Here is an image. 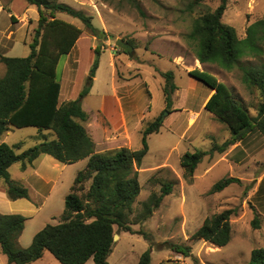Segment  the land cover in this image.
<instances>
[{"label":"rangeland","instance_id":"1","mask_svg":"<svg viewBox=\"0 0 264 264\" xmlns=\"http://www.w3.org/2000/svg\"><path fill=\"white\" fill-rule=\"evenodd\" d=\"M57 1L90 15L93 25L106 32V37L98 40L89 35L77 19L66 14L56 15L82 29L74 48L69 55L60 57L56 68L65 94L69 86V100L77 99L87 86L89 71L96 57L94 49L99 46L94 80L88 93L81 99L83 110L93 117L101 104H106L107 116H114V112H118L117 107L112 105L113 86L120 84L121 88L124 87L120 91L131 97L137 113L142 112L146 120L144 127L157 117L162 121L159 131L147 137L148 150L138 167L140 193L129 217L130 227L135 233L116 234L112 252L107 258L108 264H136L147 249H150L151 255L149 264H246L253 249L264 247V138L252 132L244 139L260 148L256 151L252 149L241 166H231L224 160L229 148L223 153L204 156L190 182L183 178L179 164L185 152L207 151L213 143L220 144L229 135L225 126L202 106L210 89L191 78L187 72L197 68L214 75L229 87L251 117L255 116L260 101L258 92L251 93L243 84L241 71L237 67L226 71L214 64L201 65L184 39L193 20L214 10L221 0H203L199 4H194L193 0H137L139 10L125 0ZM231 2L227 0L221 21L233 27L237 37L242 38L248 23L264 19V0L259 6L253 0ZM10 16H13L12 20ZM36 27L37 12L34 6H29L23 0H0V56L26 57ZM116 39H122L132 46L130 56L115 47ZM250 62L256 61L251 59ZM166 71L173 73V82L177 87L171 110H178L171 113L164 110V80L159 75V72ZM3 73L4 66L0 63V77ZM194 113H198L195 124L190 121ZM99 117L105 127L103 117ZM142 130L134 131L131 146L127 140L122 143L126 145L123 147L140 149ZM3 139L8 145L21 142V149L16 150V153H20L45 139H55V136L49 130L39 131L35 127H11ZM99 147L107 152L122 146ZM9 173L12 179L21 176L18 164H12ZM56 173L59 175L58 170ZM61 175L65 184L67 171H62ZM229 176L239 178L241 183L231 184L217 193H209L213 184ZM165 181L173 182L171 193L162 199L148 219L138 222L141 203L151 193L158 194L161 183ZM83 185L86 190L89 181ZM4 200L7 201L6 198ZM225 209L235 210L230 217L232 233L226 246L217 248L202 240L191 239L206 217ZM60 218L61 215L48 224H57ZM254 218L258 222L257 228L251 224ZM35 222L42 223V220L37 218ZM38 224L34 221L27 224L21 239L23 248L30 245L28 235ZM172 246L188 247L189 255L185 256ZM0 264H6V257L1 252ZM30 264L60 263L49 252H44L40 259ZM84 264L94 263L89 259Z\"/></svg>","mask_w":264,"mask_h":264},{"label":"trees","instance_id":"2","mask_svg":"<svg viewBox=\"0 0 264 264\" xmlns=\"http://www.w3.org/2000/svg\"><path fill=\"white\" fill-rule=\"evenodd\" d=\"M23 1L36 8L37 27L26 57L0 56L4 66L0 77V137L10 127H35L39 131H51L55 139H45L20 153L14 149L20 148L21 144H0V179L4 182L6 195L9 200L28 199L27 188L10 178L8 169L12 164L19 163L20 169L25 170L43 155L65 165L85 159L87 162L75 175L64 197L60 221L46 224L33 236L28 247L23 248L18 243L26 218L20 214H0V252L6 257V264H30L40 259L44 252H49L60 264H84L89 259L94 264H108L107 258L114 246L113 236L119 232L135 233L129 217L140 193L138 167L148 150L147 137L159 131L162 121L157 117L145 125L138 150L120 147L96 152L84 126L88 114L81 106V99L88 93L98 68L100 48L94 49L96 57L89 71V82L79 97L59 104L61 84L56 68L60 57L70 54L82 29L56 15L66 14L77 19L86 32L98 40H103L106 32L93 25L90 15L57 0ZM125 1L139 10L137 0ZM193 1L199 4L203 0ZM226 3L227 0H221L214 10L196 17L184 39L201 65L214 64L226 71L237 67L243 84L251 93L257 91L260 101L255 116L251 117L229 87L214 75L197 68L188 72L191 78L212 91L203 108L224 125L230 135L220 144L213 143L207 151L185 152L180 157L183 178L188 182L193 179L204 156L223 153L252 132L264 138V19L250 23L244 37L238 38L235 29L221 21ZM243 59L248 60L243 62ZM251 59L256 62H250ZM159 75L164 80V110L177 111L171 110L173 94L177 90L174 75L171 71L159 72ZM86 181L89 185L84 190ZM240 183L239 178L224 177L212 185L209 193ZM172 188L173 182H162L159 193H151L141 203L137 221L148 219ZM234 214V209H225L206 217L191 239L202 240L217 248L226 246L231 239L230 217ZM251 224L257 228V219L254 218ZM172 247L189 255L188 247ZM150 259V249H147L136 264H149ZM246 264H264V247L253 249Z\"/></svg>","mask_w":264,"mask_h":264},{"label":"crops","instance_id":"3","mask_svg":"<svg viewBox=\"0 0 264 264\" xmlns=\"http://www.w3.org/2000/svg\"><path fill=\"white\" fill-rule=\"evenodd\" d=\"M231 1V3L234 4L237 0ZM253 1L256 6L262 4V0ZM250 23H248V25ZM114 77L115 74L113 73L112 79L115 82L116 80H114ZM59 81L61 84L59 104H61L65 101H68L70 95L69 86H67V88L65 87L67 90V93L65 94L63 82L62 80ZM121 89H124V87L121 88L120 84H118V86H113L112 97L114 98V100H112V105L114 106V108L117 107L116 110L118 113L114 112V116H107L105 110L106 104H101L97 114L93 117L88 114V121L84 124L87 133L94 142L96 152H104V149H102L103 147L101 148L99 146H126L122 143L127 142V140L129 141V144L131 146V134L134 131L140 132V130H142L144 127L145 118L143 117L142 112L141 114L137 113L136 109H134V101L129 95H123L124 92L120 91ZM211 94L212 91L210 90L207 97L204 99L202 105L203 107ZM100 115L103 117L102 119L104 120L105 127L99 121ZM191 115L192 116H190V121L191 123L194 122L195 124L198 113H194V115ZM7 132L0 137V144L4 143L3 137L7 134ZM229 136L230 135H228V138ZM18 144H21L22 147L21 142L14 145ZM21 147L18 149H14V151L16 152V150H20ZM258 148H260V146H256L255 144L253 145L249 141H237L229 147L226 154L224 155V160H227L229 162L228 164L231 166H241L250 156V151L252 149L256 151ZM86 162L87 160L85 159L70 165H65L59 163L48 155H43L35 160L31 165H28L25 170L20 169L19 163H15L18 164V170L21 176H19L17 179H12L10 175V178L11 180L27 188L28 199L22 198L9 200L6 195L4 182L0 179V214H20L26 218L24 229L18 239V243L20 246L21 239L24 237V232L29 222L34 221L35 224L39 223L37 226L34 225V229L28 235L27 242L31 243L33 236L38 231H40L46 224H48V222H50L51 220H55L54 218H57L62 214L64 209V197L69 192L75 175L78 171L82 170L85 167ZM57 170L59 171V175H57L56 173ZM64 170L67 171V180L65 184L61 180V174ZM5 198L7 199V201L4 200ZM37 218L39 220H42V223L35 222V219Z\"/></svg>","mask_w":264,"mask_h":264},{"label":"water","instance_id":"4","mask_svg":"<svg viewBox=\"0 0 264 264\" xmlns=\"http://www.w3.org/2000/svg\"><path fill=\"white\" fill-rule=\"evenodd\" d=\"M114 45H115V47H117V48H119V49H122V50H123L125 53H127L129 56H130L131 53L133 52V48H132V46H131L129 43L123 41L122 39H116ZM116 238H117V235L115 234V235L113 236V241H115Z\"/></svg>","mask_w":264,"mask_h":264}]
</instances>
